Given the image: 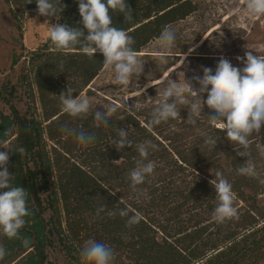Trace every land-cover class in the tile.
Here are the masks:
<instances>
[{
    "label": "trees",
    "instance_id": "trees-1",
    "mask_svg": "<svg viewBox=\"0 0 264 264\" xmlns=\"http://www.w3.org/2000/svg\"><path fill=\"white\" fill-rule=\"evenodd\" d=\"M3 1L19 24L26 17H38L80 28L87 35L77 0H61L64 11L50 19L38 15L36 0L30 4L28 0ZM126 3L133 21H124L118 12L110 15L115 27L134 38L136 54L158 39L165 26L198 11L193 0ZM205 59L218 63L217 58ZM103 60L102 53L89 57L78 47L56 52L49 40L31 52L28 75L22 77L33 112L30 114L29 107L23 116L13 106L11 114L0 112V134L11 127L9 143L26 149L23 154L10 152L7 168L14 176L13 184L28 191L27 206L32 213L25 218L21 239L10 240L0 232V244L8 252L0 264H60L49 258V250L63 255L62 264H83L80 251L88 239L114 249L112 264H264V185L237 174L246 158L237 156L238 146L226 138V131L210 125L207 116L214 113L206 104L195 125L185 122L187 109L179 106L181 119L151 129L148 122L162 95L157 100L149 101L143 95L110 108H90L85 118L62 111L59 94L67 87L76 90L73 97L93 94L92 85L104 69ZM186 77L192 79L189 73ZM193 86L199 87L195 81ZM95 110L111 112L109 126H96ZM64 126L94 132L96 142L80 145L61 131ZM119 129L128 131L133 147L117 150L113 140ZM204 134L217 140L214 150L204 144ZM145 140L158 145L148 157L156 168L138 186L137 196L131 191L128 172L140 159L135 145ZM249 142L253 162L264 178V157L258 152V146H264V126ZM217 170L232 184L238 209V219L223 224L213 220L218 202L209 181L215 179ZM100 207L104 210L97 217ZM118 209H128L129 215L140 213V223L126 227L127 217L118 212L109 215ZM23 238L31 241L29 247L22 245Z\"/></svg>",
    "mask_w": 264,
    "mask_h": 264
},
{
    "label": "clouds",
    "instance_id": "clouds-1",
    "mask_svg": "<svg viewBox=\"0 0 264 264\" xmlns=\"http://www.w3.org/2000/svg\"><path fill=\"white\" fill-rule=\"evenodd\" d=\"M79 15L82 18L84 31L77 27H69L59 23L50 24L49 37L56 52L66 53L74 48H79L83 54L93 57L96 52L102 53L105 68L114 69L115 82L119 85H128L132 76L140 74L143 63L137 57L134 49L135 40L123 28L113 25L110 12H118L123 15L124 21H133L132 9L126 0H77ZM32 3V0H28ZM247 12L251 16H264V0H244ZM39 16L53 18L60 16L66 7L61 0H36ZM46 22H48L46 20ZM177 34L174 29L165 26L158 38L159 59L161 64L166 63L172 49L175 47ZM243 63L242 68L234 67L231 62L220 57L215 71L212 68L203 67V75H194L191 80L183 83L174 79H168L162 92V98L151 113L148 127L167 122L170 119H181L180 107L187 109L186 123L195 125L203 112L206 104L213 111L209 115L210 125L219 130L226 131V138L238 146L236 154L246 158L237 168V174L257 179L264 185V178L257 171L249 151V137L259 135L264 126V56L253 55L251 51L245 53V57H236ZM195 81L199 87L193 86ZM76 90L67 87V90L59 94L62 111L71 117H87L91 103L83 94L73 97ZM207 99H204V94ZM114 111V109L112 110ZM111 112L95 110L93 118L96 126H109ZM68 136H72L83 146L96 142V134L85 131L83 128H71L64 126L61 129ZM12 135V128L5 129L0 134V232L8 239H21L20 230L26 224V217L32 215L27 206L28 191L25 188L13 184L14 176L8 171L7 164L9 153H25L22 146L12 145L8 137ZM117 137L113 140L117 150L125 146L133 147V141L128 137V131L117 130ZM204 144L214 150L217 140L210 134H204ZM140 159L136 161V167L129 170L128 180L131 191L137 196L140 194L138 186L145 183L146 178L154 173L156 163L149 160L150 151L158 150V145L151 140H145L135 145ZM258 152L264 157V146H258ZM216 191L217 204L213 212V220L223 224L232 219H238V209L235 207L232 184L219 170L215 172V179L209 181ZM103 207L96 210L97 217L103 211ZM124 218L127 217L125 226L133 227L140 223V213L129 215L128 209H118L109 213ZM24 247H29L31 241L28 238L21 240ZM8 254L3 244H0V261ZM80 257L83 264H112L114 249L95 239H88L81 251Z\"/></svg>",
    "mask_w": 264,
    "mask_h": 264
},
{
    "label": "rangeland",
    "instance_id": "rangeland-1",
    "mask_svg": "<svg viewBox=\"0 0 264 264\" xmlns=\"http://www.w3.org/2000/svg\"><path fill=\"white\" fill-rule=\"evenodd\" d=\"M193 1L198 11L169 26L175 30L177 39L167 62H160L156 39L136 54L143 63V70L133 75L128 85L117 84L114 69L104 67L92 85L93 94L84 95L90 99V108H110L112 104L143 95L149 101L160 99L168 79L183 83L188 80L186 73L192 77L202 76L203 67L214 71L217 63L205 58L219 61L223 56L234 67L241 68L244 65L237 56L245 57L248 51L264 56V16L249 15L244 0ZM50 24L38 17H26L19 24L0 0V112L11 114L13 106L24 116L31 108L22 77L28 75L31 52L50 40ZM155 85L158 86L148 93ZM32 112L31 108L30 114ZM48 253L52 261L63 263L62 254L51 250Z\"/></svg>",
    "mask_w": 264,
    "mask_h": 264
}]
</instances>
